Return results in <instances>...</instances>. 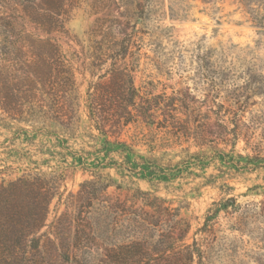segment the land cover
I'll return each mask as SVG.
<instances>
[{
    "label": "trees",
    "instance_id": "obj_1",
    "mask_svg": "<svg viewBox=\"0 0 264 264\" xmlns=\"http://www.w3.org/2000/svg\"><path fill=\"white\" fill-rule=\"evenodd\" d=\"M9 1L0 0V124L9 120L30 125L33 132L51 133L53 127L70 132L80 120L71 65L57 43L27 32L25 25L45 33L63 31L78 0H20L16 5L22 16L4 14L3 9L11 6ZM191 1L196 0H162V4L167 6L171 21L186 20L196 6ZM201 1L213 7L230 1L264 29V0ZM121 2L125 20L112 21L119 34L109 31L95 47L93 67L110 61L109 67L90 83L87 92L88 117L101 136L100 146L82 154L71 152L75 163L94 178L81 183L77 194H70L72 211L61 214L52 232L42 229L52 201L60 195L62 175L32 171L3 180L0 264H44L48 259L72 264H207L197 241H187L191 225L179 207L140 187L124 199L112 196L109 188H121V184L102 171L115 169L121 179L130 178L131 184L134 179L171 183L185 175H197L194 168L205 171L217 160L238 171L250 170L249 163L257 165L250 158L241 165L233 154L219 149H214V155L189 152L186 159L164 165L138 152L135 143L121 139L123 132L137 123L172 128L177 137L193 135L191 122L180 121L185 106L180 96L143 94L135 83L139 41L143 42L139 34H150L145 23L138 28L139 22L145 12L149 19L158 15V1ZM11 10L16 8L11 6ZM177 58L181 59L180 55L173 54L166 64L171 61L179 66L174 62ZM200 59L199 64L206 61L204 56ZM58 139L61 147L69 150L67 139ZM195 140L197 146L207 143L203 136ZM212 217H207L206 225ZM98 244L101 254L97 253Z\"/></svg>",
    "mask_w": 264,
    "mask_h": 264
},
{
    "label": "rangeland",
    "instance_id": "obj_2",
    "mask_svg": "<svg viewBox=\"0 0 264 264\" xmlns=\"http://www.w3.org/2000/svg\"><path fill=\"white\" fill-rule=\"evenodd\" d=\"M18 1L10 0L16 10L7 6L4 14L22 16ZM157 1L158 15L149 19L145 12L139 22L138 28L145 23L152 36L139 34L143 42L135 83L143 94L180 96L185 103L180 121L191 122L193 135L177 137L172 128L137 123L121 139L164 165L186 159L189 152L214 155V149L233 154L241 165L247 158L257 165L249 163L250 170L238 171L217 160L205 171L194 168L197 175L171 183L134 179V184L115 169H105L103 174L110 173L121 184L110 187L109 193L124 199L140 187L179 207L191 225L187 241H197L207 264H264V29L230 1L215 7L191 1L196 6L188 19L176 21L168 18L162 0ZM123 12L121 0H78L63 31L45 33L25 25L27 32L58 44L71 65L79 96L80 120L70 132L58 127L51 128L53 133L33 132L30 125L9 120L0 124V184L32 171L62 175L60 195L51 203L42 232L54 230L61 214L72 211L70 194L94 178L75 163L71 152L100 146L101 136L88 117L87 92L110 63L93 67L97 42L109 31L119 34L112 21L124 22ZM173 54L180 55L174 60L179 66L166 64ZM203 56L206 61L199 64ZM201 136L207 139L202 147L195 140ZM58 137L67 139L69 150ZM227 203L234 205L224 206ZM209 215L213 217L206 225ZM97 247L101 254L100 244ZM44 264L72 263L48 259Z\"/></svg>",
    "mask_w": 264,
    "mask_h": 264
}]
</instances>
